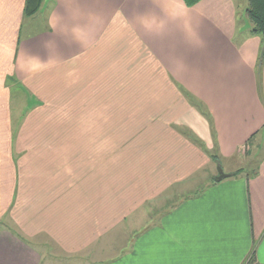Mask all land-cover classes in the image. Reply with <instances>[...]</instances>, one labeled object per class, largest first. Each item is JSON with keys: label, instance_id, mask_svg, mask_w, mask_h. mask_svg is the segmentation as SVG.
<instances>
[{"label": "crops", "instance_id": "obj_1", "mask_svg": "<svg viewBox=\"0 0 264 264\" xmlns=\"http://www.w3.org/2000/svg\"><path fill=\"white\" fill-rule=\"evenodd\" d=\"M25 2L0 0V264H264L247 0Z\"/></svg>", "mask_w": 264, "mask_h": 264}, {"label": "trees", "instance_id": "obj_2", "mask_svg": "<svg viewBox=\"0 0 264 264\" xmlns=\"http://www.w3.org/2000/svg\"><path fill=\"white\" fill-rule=\"evenodd\" d=\"M187 5H193L199 0H183ZM42 0H26L24 13L25 15H32L35 13ZM248 5L246 14L252 25V32L259 34L264 39V0H247Z\"/></svg>", "mask_w": 264, "mask_h": 264}, {"label": "rangeland", "instance_id": "obj_3", "mask_svg": "<svg viewBox=\"0 0 264 264\" xmlns=\"http://www.w3.org/2000/svg\"><path fill=\"white\" fill-rule=\"evenodd\" d=\"M254 160V159H253ZM248 169H252V167H256V163L255 162H252V164L249 166H247ZM254 169V168H253ZM222 171V170H221ZM253 171V170H252ZM39 240V239H38ZM40 241V240H39ZM40 242H45V241H40ZM47 243V244H46ZM45 243V247L44 250L45 252L47 253L48 256H50V259L48 257V260L45 261V264H75V261L74 260H70L68 258V256L60 253L59 251L60 250H57L53 244L49 243L48 241ZM65 257V258H64ZM57 258V259H56ZM68 258V259H66Z\"/></svg>", "mask_w": 264, "mask_h": 264}, {"label": "water", "instance_id": "obj_4", "mask_svg": "<svg viewBox=\"0 0 264 264\" xmlns=\"http://www.w3.org/2000/svg\"><path fill=\"white\" fill-rule=\"evenodd\" d=\"M219 171V174L218 176L216 177V180H220L222 177H224L225 175L222 173L221 169H218Z\"/></svg>", "mask_w": 264, "mask_h": 264}]
</instances>
